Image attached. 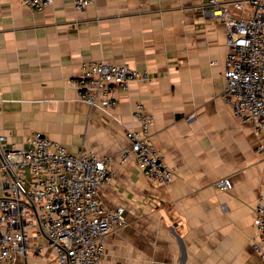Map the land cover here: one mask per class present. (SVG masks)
<instances>
[{
  "label": "crops",
  "instance_id": "0c3cea01",
  "mask_svg": "<svg viewBox=\"0 0 264 264\" xmlns=\"http://www.w3.org/2000/svg\"><path fill=\"white\" fill-rule=\"evenodd\" d=\"M243 1L238 13L249 17ZM221 19L205 0H72L43 10L0 0V133L18 147L34 131L72 152L95 150L115 177L99 197L124 206L126 223L111 231L100 264H264L254 251V209L264 198V130L237 118L223 96L228 53ZM86 60L128 63L147 71L118 89L115 107H91L73 78ZM141 102L154 116L153 142L175 169L167 184L151 182L131 154L127 131L139 126ZM229 177L233 187L214 182ZM3 188L0 182V196ZM18 264H57L45 235Z\"/></svg>",
  "mask_w": 264,
  "mask_h": 264
},
{
  "label": "built area",
  "instance_id": "2783aa9c",
  "mask_svg": "<svg viewBox=\"0 0 264 264\" xmlns=\"http://www.w3.org/2000/svg\"><path fill=\"white\" fill-rule=\"evenodd\" d=\"M53 1L22 0L36 10ZM72 1L83 11L95 0ZM249 2L252 13L243 17L238 13L243 1L205 0L212 16L221 19L227 37L223 96L234 116L264 130V0ZM81 68L82 75L71 82L78 98L93 108L115 107L118 89L151 78L128 63L108 60H86ZM134 115L140 124L127 131L131 143L122 150V159L133 154L151 182H171L175 169L153 142L154 116L141 102ZM114 177L108 158L95 150L72 152L41 131L28 134L25 145L18 147L0 133V264H18L31 249L42 250L41 244L30 245V228L35 230L31 235L48 238L57 264H100L108 235L126 223L124 206L108 208L99 197L101 185ZM214 185L221 190L233 187L229 177L217 179ZM253 224L258 233L253 248L264 261V198L254 209Z\"/></svg>",
  "mask_w": 264,
  "mask_h": 264
},
{
  "label": "water",
  "instance_id": "95a60500",
  "mask_svg": "<svg viewBox=\"0 0 264 264\" xmlns=\"http://www.w3.org/2000/svg\"><path fill=\"white\" fill-rule=\"evenodd\" d=\"M33 208H35V207L33 206Z\"/></svg>",
  "mask_w": 264,
  "mask_h": 264
},
{
  "label": "rangeland",
  "instance_id": "374dc122",
  "mask_svg": "<svg viewBox=\"0 0 264 264\" xmlns=\"http://www.w3.org/2000/svg\"><path fill=\"white\" fill-rule=\"evenodd\" d=\"M43 251V250H42Z\"/></svg>",
  "mask_w": 264,
  "mask_h": 264
}]
</instances>
